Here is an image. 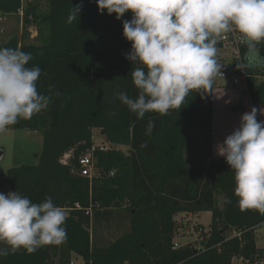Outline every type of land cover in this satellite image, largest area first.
<instances>
[{
    "label": "trees",
    "instance_id": "obj_1",
    "mask_svg": "<svg viewBox=\"0 0 264 264\" xmlns=\"http://www.w3.org/2000/svg\"><path fill=\"white\" fill-rule=\"evenodd\" d=\"M38 1L22 7L21 0H0V18L22 13L21 36L0 47L31 53L28 66H39L42 73L38 92L51 97L47 109L6 128L40 133L42 148L37 165L0 171V189L7 185L34 203L52 197L67 212V238L33 253L17 250L0 264H72V255L82 264H232L233 259L264 264V249L254 242L264 214L239 207L234 171L223 157L210 155L214 86L203 96L191 93L181 109L137 119L116 99L118 87L133 99L138 95L131 72L139 65L126 59L131 43L123 36V20L132 13L118 21L115 14H101L95 0H82L79 18L69 24L70 9L81 0H43L42 13ZM31 26L37 43L28 42ZM259 47L264 55V43ZM217 49H222L219 40ZM245 51L243 45L240 59L232 58L231 74H245L249 102L262 107L264 68L235 67ZM150 120L155 127L146 135ZM93 130L111 148L93 153L95 175L88 179L80 175L78 159L92 147ZM194 132H203L204 141ZM189 152L200 153L199 165L187 162ZM115 212L127 216L128 226L106 242L100 232ZM202 212L211 220L198 248L186 243L173 250L181 228L175 216Z\"/></svg>",
    "mask_w": 264,
    "mask_h": 264
},
{
    "label": "clouds",
    "instance_id": "obj_2",
    "mask_svg": "<svg viewBox=\"0 0 264 264\" xmlns=\"http://www.w3.org/2000/svg\"><path fill=\"white\" fill-rule=\"evenodd\" d=\"M98 11L123 20V36L131 43L126 55L135 67L132 83L135 99L116 90V99L143 119L146 113L166 115L181 109L191 93H210L224 67L217 61V43L223 34L236 32L246 46L237 70L264 68V0H95ZM83 3L72 6L67 17L76 21ZM31 53L0 47V132L20 119L30 120L47 109L51 97L40 94L39 66L29 67ZM59 95V93H56ZM264 106L252 107L216 155L235 173L234 195L242 210L264 214ZM155 127L149 121L146 135ZM146 147V145H142ZM230 202V201H227ZM67 212L52 197L34 203L19 191L0 193V258L23 249L33 253L45 245H59L67 238Z\"/></svg>",
    "mask_w": 264,
    "mask_h": 264
},
{
    "label": "rangeland",
    "instance_id": "obj_3",
    "mask_svg": "<svg viewBox=\"0 0 264 264\" xmlns=\"http://www.w3.org/2000/svg\"><path fill=\"white\" fill-rule=\"evenodd\" d=\"M29 0H21L22 7ZM39 12L42 13L45 11L46 7L43 0L38 1ZM21 14L6 16L5 18H0V45L5 44L9 39L15 37L19 38L21 36ZM29 38L28 42H38L35 41L37 37L36 27L31 26L28 29ZM217 61L219 64L224 66L221 70L228 74L225 80L215 78L214 83V98L213 99V110H214V128L212 126V139L210 143V155H211V146L213 143L219 144L223 143L224 139L230 135L236 128V124L240 122L241 116L251 110L253 106L248 97L245 94V90L242 85H232L233 76L231 74V60L233 58L232 50L222 48L217 51ZM242 84V83H241ZM229 90L235 89L237 94L232 98H228L227 91L222 94L220 90ZM247 108V110H246ZM258 109V107H257ZM259 116L257 114V120ZM238 124V123H237ZM195 137L204 141L205 134L203 132H194ZM215 135V136H214ZM93 144L95 145H105L111 148L109 144L104 140L99 130H93ZM216 139H215V138ZM215 139V141H214ZM42 148V137L38 132H32L30 130H4L0 132V152L2 153V159L0 160V171L6 172L11 168H16L21 165L25 166H34L39 162V156ZM122 152H126L125 147H116ZM203 154L207 153L204 149ZM200 153L198 152H189L186 156V160L189 164H200ZM207 155V154H206ZM217 159V158H216ZM9 192V187L6 185L0 189V193L7 194ZM114 213L112 220L109 224H105L100 232V235L106 242H110L120 236L128 226L127 216L124 213H121V216ZM175 220L181 224V228L176 233L174 238L175 243L186 244L194 241L193 234L191 233V227L198 230V227L201 225L204 230L207 231L210 225L211 214L209 212H202L199 216L194 218L192 221H196L199 225L189 224V221H186L185 218H180L176 216ZM187 223L189 225H187ZM200 226V227H201ZM227 236L232 235V233H227ZM178 236V237H177ZM192 240V241H191ZM254 242L257 248L264 249V223L255 231L254 233ZM195 245V243H192ZM196 246V245H195ZM72 264H82L80 259L75 255H72L71 259ZM232 264H245L241 260L233 259Z\"/></svg>",
    "mask_w": 264,
    "mask_h": 264
},
{
    "label": "built area",
    "instance_id": "obj_4",
    "mask_svg": "<svg viewBox=\"0 0 264 264\" xmlns=\"http://www.w3.org/2000/svg\"><path fill=\"white\" fill-rule=\"evenodd\" d=\"M20 13H21V11H20ZM218 40L221 42L222 48L232 50L233 58L240 59V48L243 45H241L239 43V34L238 33L232 32V33L223 34L222 37H220ZM222 74H223V76L217 75L215 78L225 80L227 78L228 74L225 73L224 71H222ZM245 80H246L245 74H242L240 76H233L232 85L236 86V85L240 84V85H242L243 89L246 90ZM97 149L107 150V149H109V147L105 146V145L93 144L92 147L83 156L79 157L78 166H79L80 175L82 177H86L88 179H91L95 175L93 153ZM67 159H68V155H64L63 158L61 159V163L66 164ZM193 227H191V230H192L191 233L193 234L194 241H192L191 243H195L197 248H198L197 243L199 242V235L202 232V230L200 228H198V230H196V229H193ZM182 245H184V244H179V243L174 242L172 249L175 250ZM254 264H261V263H254Z\"/></svg>",
    "mask_w": 264,
    "mask_h": 264
},
{
    "label": "crops",
    "instance_id": "obj_5",
    "mask_svg": "<svg viewBox=\"0 0 264 264\" xmlns=\"http://www.w3.org/2000/svg\"><path fill=\"white\" fill-rule=\"evenodd\" d=\"M5 18V17H4ZM214 90H215V88L213 89V94H212V96H213V98H214ZM220 91H222V94L223 93H225L226 91H227V95H225L226 97H228V98H232L233 96H236L235 94H237V92L238 91H236L235 89H227V90H220ZM213 106H214V103H213ZM253 107H258V109L260 108L259 106H253ZM246 110H247V108H246ZM248 111H249V109H248ZM258 116H259V119H258V121H260V120H264V116H261L260 114H259V112H258ZM213 118H214V110H213ZM238 123V124H237ZM236 124H234V125H237V126H239V122H237ZM214 125V122H212V126ZM213 128H214V126H213ZM215 136V135H214ZM215 138V137H214ZM216 139V138H215ZM215 139H214V141H215ZM216 143H213L212 144V146H211V157L213 158V160L214 159H216V158H220V156H218V155H216V151H215V148H216ZM201 213H198V214H179V215H177V216H180V218H185L186 219V221H189L188 223L189 224H197V225H199L196 221H192L194 218H196L197 216H199ZM176 217V216H175ZM187 223V225H189ZM201 226V225H200ZM199 226V228L203 231V232H207L208 231V229H207V231L206 230H204L203 229V227L201 226L200 227ZM179 230V229H178ZM177 230V231H178ZM177 231H176V233H177ZM175 236H176V234H175ZM178 237V236H177ZM192 241V240H191Z\"/></svg>",
    "mask_w": 264,
    "mask_h": 264
},
{
    "label": "water",
    "instance_id": "obj_6",
    "mask_svg": "<svg viewBox=\"0 0 264 264\" xmlns=\"http://www.w3.org/2000/svg\"><path fill=\"white\" fill-rule=\"evenodd\" d=\"M2 159V153L0 152V160Z\"/></svg>",
    "mask_w": 264,
    "mask_h": 264
}]
</instances>
